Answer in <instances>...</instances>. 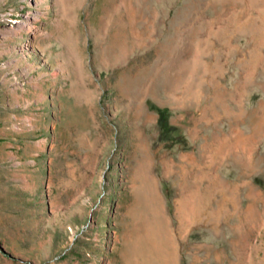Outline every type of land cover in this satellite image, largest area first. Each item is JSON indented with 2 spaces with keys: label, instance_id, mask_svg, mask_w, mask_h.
I'll list each match as a JSON object with an SVG mask.
<instances>
[{
  "label": "rangeland",
  "instance_id": "1",
  "mask_svg": "<svg viewBox=\"0 0 264 264\" xmlns=\"http://www.w3.org/2000/svg\"><path fill=\"white\" fill-rule=\"evenodd\" d=\"M0 264H264V0H0Z\"/></svg>",
  "mask_w": 264,
  "mask_h": 264
}]
</instances>
